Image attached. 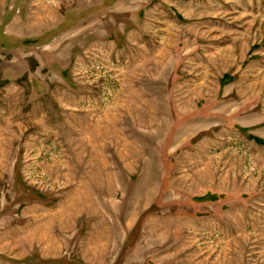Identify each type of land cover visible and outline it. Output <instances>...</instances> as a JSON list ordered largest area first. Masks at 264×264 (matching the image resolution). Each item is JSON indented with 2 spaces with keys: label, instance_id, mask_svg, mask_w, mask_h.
<instances>
[{
  "label": "rangeland",
  "instance_id": "374dc122",
  "mask_svg": "<svg viewBox=\"0 0 264 264\" xmlns=\"http://www.w3.org/2000/svg\"><path fill=\"white\" fill-rule=\"evenodd\" d=\"M0 264H264V0H0Z\"/></svg>",
  "mask_w": 264,
  "mask_h": 264
}]
</instances>
